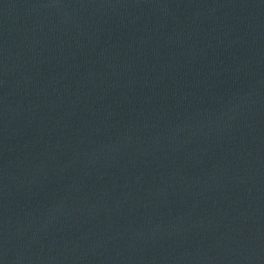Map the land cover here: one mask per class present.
Masks as SVG:
<instances>
[{
  "label": "water",
  "instance_id": "95a60500",
  "mask_svg": "<svg viewBox=\"0 0 264 264\" xmlns=\"http://www.w3.org/2000/svg\"><path fill=\"white\" fill-rule=\"evenodd\" d=\"M0 264H264V0H0Z\"/></svg>",
  "mask_w": 264,
  "mask_h": 264
}]
</instances>
